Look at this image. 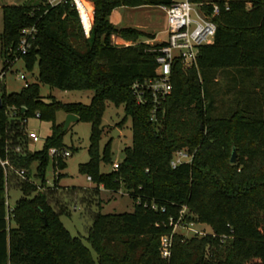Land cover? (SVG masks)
Here are the masks:
<instances>
[{"label": "trees", "instance_id": "1", "mask_svg": "<svg viewBox=\"0 0 264 264\" xmlns=\"http://www.w3.org/2000/svg\"><path fill=\"white\" fill-rule=\"evenodd\" d=\"M91 2L88 37L69 2L1 6L0 73L17 57L27 70L37 64L38 82L12 93L2 86L0 92V157L6 156L9 144L24 150L7 154L6 174L0 166V264H264V0L228 1L229 9L214 19V41L199 47L196 64L172 66L171 90L152 119L149 95L145 93L147 102L137 103L132 86L155 76L152 49L160 44L143 42L148 34L113 25L109 17L118 6L163 7L171 0ZM31 25L36 28L31 47L18 55L21 31ZM112 36L131 43L114 44ZM224 70L232 75L230 93L215 88L217 73ZM39 83L63 91L91 90L92 97L87 104L55 98L46 102L39 95ZM224 98L231 99L219 114ZM106 101L123 105L125 116L117 126L129 118L132 138L118 168L101 173V161L112 163L110 140L101 153L99 148ZM59 110L90 123L89 158L78 166L95 184L93 191L123 187L133 201L130 212L92 216L86 239L95 259L81 239L65 229L59 219L63 206L56 212L44 193L26 197L34 184L21 183L24 197L16 200L11 219L5 217L8 175L16 169L28 175L35 163V176L44 182L49 160L54 169L65 167L63 159L48 155L49 147L63 146L65 131L55 114ZM36 112L51 122L50 134L40 149L29 151L23 127ZM233 148L235 164L226 160ZM178 150H185L191 160L173 167L170 161ZM60 176L57 173L54 180ZM183 208L194 215L184 213L185 222L209 224L214 235L184 239L171 233L168 219H176ZM171 234V253L163 259L160 238Z\"/></svg>", "mask_w": 264, "mask_h": 264}, {"label": "rangeland", "instance_id": "2", "mask_svg": "<svg viewBox=\"0 0 264 264\" xmlns=\"http://www.w3.org/2000/svg\"><path fill=\"white\" fill-rule=\"evenodd\" d=\"M40 1L42 0H0V32L2 31V5L23 3L36 4ZM115 9L118 11L119 17L116 15V12L115 14H110L109 20L113 25L130 28L134 27L141 30L150 36V38L142 39L143 42L148 44L157 43L165 38V11L162 6H118ZM111 40L112 43L120 45L131 43L118 36H112ZM137 41H140V38L135 40V42ZM1 68L2 64L0 58V72ZM37 73V64H34L31 69L27 70L22 59H16L10 69L5 71L3 74L0 73V92L2 86H4L6 93H12L19 91L24 86L25 82H38ZM20 74L24 76V79L19 78ZM217 75L219 76L214 82L215 88L219 92L230 93L232 91V75L229 74V71L225 70L218 72ZM237 88H239V84ZM39 95L46 102L55 98L63 103L80 102L87 104L90 102L92 97V91L83 89L81 91H63L58 88H51L48 84L39 83ZM226 96L230 97L229 95ZM227 99L230 100L231 98H224L225 102L223 103L222 108H218L220 111L219 114H222L224 110H227ZM10 113L11 111L7 112L9 118H12ZM55 114L56 123L64 124L67 114L60 110ZM124 116L125 112L123 105H118L116 107L110 101L105 102V109L101 119L103 132L99 141V148L101 153L104 143L110 140L112 163L107 164L101 161L99 163L101 173L115 170L113 164L118 163L122 159L123 149L126 146L131 145L132 130L130 129V119L126 118L121 126H117V123L124 119ZM50 125V121L47 122L34 116L27 119V123L25 124V127H23V131L27 134V131L32 130L38 134V139L36 141H32L27 138V150L32 151L41 148L44 139L50 134ZM114 130H118V133H114ZM64 131L65 134L62 139V144L70 151V155L63 159L65 166L63 169H59L57 167L54 169L51 165V160H49L46 165L44 182H41L39 178L35 176V163H32L29 166L28 175L26 173L20 174L18 169H16L14 173L8 175V180L5 183L6 187L4 195V202L7 206V213L5 217L9 220L11 219L16 200L24 197V192L21 189V183L27 182L34 184L35 189L27 194L26 197L31 198L37 193H44L51 199V206L56 212H58L59 208H62L63 206L64 212L59 216V219H61L65 229L70 233V235L79 237L82 243L90 249L95 259L96 254L90 248L89 242L86 239L87 228L91 224L92 216L95 212H100L102 214L120 213L124 211L130 212L133 208V201L130 199L128 193L123 187H120L116 192L104 189L102 186H100L98 191H93L95 184L87 178L85 173L81 174L79 172L78 165L83 164L89 158L87 146L91 132L90 123L85 119L72 121L68 124ZM9 147H11L10 144ZM231 151L232 149L226 158L227 161L231 156ZM236 157L237 153L235 149V160ZM57 173H61V176L57 179V181H55L54 176L56 177ZM56 201H58L57 204ZM183 210L189 217L194 218V215L191 212L189 214L186 209ZM190 222L191 224L189 228L183 229L176 227L174 232L182 234L184 239H188L193 236L204 237L208 236V234L214 235V232L209 224L195 221L193 219H191ZM12 224L13 223H11V225ZM193 231H197L198 233Z\"/></svg>", "mask_w": 264, "mask_h": 264}, {"label": "built area", "instance_id": "3", "mask_svg": "<svg viewBox=\"0 0 264 264\" xmlns=\"http://www.w3.org/2000/svg\"><path fill=\"white\" fill-rule=\"evenodd\" d=\"M50 6L62 4V2H69L77 13L80 26H82L83 33L86 37L89 36L93 23V4L91 0H45ZM229 0H171L167 6H163L165 11V24L164 30L165 38L158 41V47L152 49L156 51V68L155 76L151 79L144 80L143 82H135L132 86L134 94L136 95V102L143 104L147 102L146 94L149 95L151 100V119L154 118L156 108L160 102L165 99L171 90V68L180 62L183 68L192 67L196 64V56L199 47L205 44H211L214 40V35L217 30V24L214 19L219 15L221 10L229 9ZM89 4V6L87 5ZM36 28L34 25L28 26L21 31V36L17 43L16 51L18 55H24L31 47V41L34 39ZM126 45V44H125ZM15 59H18L17 57ZM20 79H24L22 74L19 75ZM29 83L25 82L24 86ZM146 93V94H145ZM13 116V113H10ZM35 117L39 118L40 115L36 112ZM27 138L32 141L38 139V134L34 131H27ZM7 154L12 152L21 153L23 150L19 144L8 149ZM4 158L0 157V166L6 174L7 167H10V160L8 155ZM48 155L52 159H65L70 155V151L64 146L49 147ZM191 160L190 154L183 150H178L173 153L171 158V165L173 167L181 164L188 163ZM113 167L118 168L117 163ZM20 174H24L23 169H19ZM90 179L89 176H87ZM156 206L151 205V209ZM184 209V208H183ZM179 211V216L174 219L170 217L168 224L172 227L171 233L175 231L176 227L187 229L190 227L191 222L183 220L184 210ZM198 233L197 231H193ZM171 235H163L160 238L159 251L163 259L170 256L171 250Z\"/></svg>", "mask_w": 264, "mask_h": 264}, {"label": "water", "instance_id": "4", "mask_svg": "<svg viewBox=\"0 0 264 264\" xmlns=\"http://www.w3.org/2000/svg\"><path fill=\"white\" fill-rule=\"evenodd\" d=\"M2 106V98H0V107ZM79 118L75 114L67 113V116L65 118L64 124H63V129L65 130L68 124L72 121H77ZM114 133H118V130H114ZM231 163H235V149H232L230 159Z\"/></svg>", "mask_w": 264, "mask_h": 264}, {"label": "crops", "instance_id": "5", "mask_svg": "<svg viewBox=\"0 0 264 264\" xmlns=\"http://www.w3.org/2000/svg\"><path fill=\"white\" fill-rule=\"evenodd\" d=\"M115 12H116V15H118V17H119V13H118V11H116V9H114L113 11H112V13H114L115 14ZM111 13V14H112ZM119 19V18H118ZM126 45H128V44H126ZM37 118V117H36Z\"/></svg>", "mask_w": 264, "mask_h": 264}, {"label": "bare ground", "instance_id": "6", "mask_svg": "<svg viewBox=\"0 0 264 264\" xmlns=\"http://www.w3.org/2000/svg\"><path fill=\"white\" fill-rule=\"evenodd\" d=\"M88 6H89V4H87ZM89 8H90V6H89Z\"/></svg>", "mask_w": 264, "mask_h": 264}]
</instances>
